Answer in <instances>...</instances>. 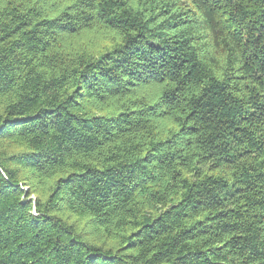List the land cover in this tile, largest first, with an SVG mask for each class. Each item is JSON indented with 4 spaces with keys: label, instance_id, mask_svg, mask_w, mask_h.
Instances as JSON below:
<instances>
[{
    "label": "trees",
    "instance_id": "1",
    "mask_svg": "<svg viewBox=\"0 0 264 264\" xmlns=\"http://www.w3.org/2000/svg\"><path fill=\"white\" fill-rule=\"evenodd\" d=\"M0 264H264V0H0Z\"/></svg>",
    "mask_w": 264,
    "mask_h": 264
},
{
    "label": "rangeland",
    "instance_id": "2",
    "mask_svg": "<svg viewBox=\"0 0 264 264\" xmlns=\"http://www.w3.org/2000/svg\"><path fill=\"white\" fill-rule=\"evenodd\" d=\"M33 199H34V197H33Z\"/></svg>",
    "mask_w": 264,
    "mask_h": 264
}]
</instances>
